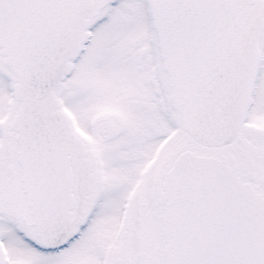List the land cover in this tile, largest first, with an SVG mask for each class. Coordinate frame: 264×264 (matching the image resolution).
<instances>
[{
	"label": "snow or ice",
	"instance_id": "obj_1",
	"mask_svg": "<svg viewBox=\"0 0 264 264\" xmlns=\"http://www.w3.org/2000/svg\"><path fill=\"white\" fill-rule=\"evenodd\" d=\"M0 264H264V0H0Z\"/></svg>",
	"mask_w": 264,
	"mask_h": 264
}]
</instances>
